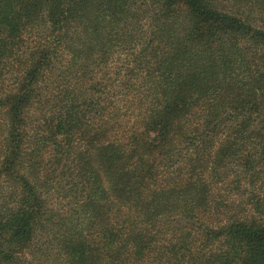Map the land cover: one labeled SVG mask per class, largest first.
<instances>
[{
	"label": "trees",
	"instance_id": "trees-1",
	"mask_svg": "<svg viewBox=\"0 0 264 264\" xmlns=\"http://www.w3.org/2000/svg\"><path fill=\"white\" fill-rule=\"evenodd\" d=\"M0 264H264V0H0Z\"/></svg>",
	"mask_w": 264,
	"mask_h": 264
},
{
	"label": "rangeland",
	"instance_id": "rangeland-1",
	"mask_svg": "<svg viewBox=\"0 0 264 264\" xmlns=\"http://www.w3.org/2000/svg\"><path fill=\"white\" fill-rule=\"evenodd\" d=\"M224 6H225V7H226V6L229 7V5L226 4V3L224 4ZM43 236H44V235H41V240L43 239ZM39 257H41V256H39Z\"/></svg>",
	"mask_w": 264,
	"mask_h": 264
}]
</instances>
